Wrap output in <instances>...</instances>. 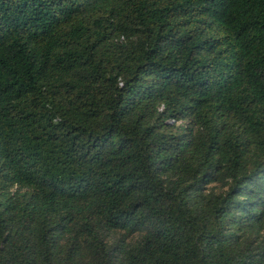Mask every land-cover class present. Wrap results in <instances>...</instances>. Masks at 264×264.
<instances>
[{"label": "trees", "instance_id": "16d2710c", "mask_svg": "<svg viewBox=\"0 0 264 264\" xmlns=\"http://www.w3.org/2000/svg\"><path fill=\"white\" fill-rule=\"evenodd\" d=\"M0 264H264V0H0Z\"/></svg>", "mask_w": 264, "mask_h": 264}]
</instances>
